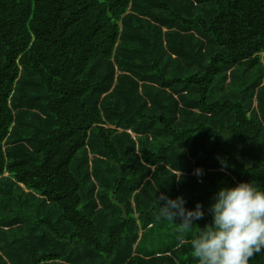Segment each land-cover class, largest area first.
Wrapping results in <instances>:
<instances>
[{"label":"trees","instance_id":"1","mask_svg":"<svg viewBox=\"0 0 264 264\" xmlns=\"http://www.w3.org/2000/svg\"><path fill=\"white\" fill-rule=\"evenodd\" d=\"M239 182L264 189V0H0V264H197Z\"/></svg>","mask_w":264,"mask_h":264},{"label":"clouds","instance_id":"2","mask_svg":"<svg viewBox=\"0 0 264 264\" xmlns=\"http://www.w3.org/2000/svg\"><path fill=\"white\" fill-rule=\"evenodd\" d=\"M196 174L202 175L203 170L198 168ZM157 199L160 216L172 222L179 219L177 224L184 232L205 216L200 203L195 209L185 208L182 196L171 199L161 193ZM212 200L207 209L211 222L198 227L191 240L197 264H249L250 258L264 251V189L239 182L219 187Z\"/></svg>","mask_w":264,"mask_h":264}]
</instances>
